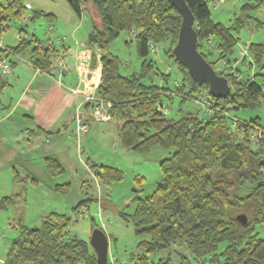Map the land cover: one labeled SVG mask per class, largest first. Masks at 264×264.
<instances>
[{"label": "trees", "instance_id": "16d2710c", "mask_svg": "<svg viewBox=\"0 0 264 264\" xmlns=\"http://www.w3.org/2000/svg\"><path fill=\"white\" fill-rule=\"evenodd\" d=\"M185 1L195 17L199 52L214 68L224 62L227 72L217 73L231 86L227 98L212 97L208 84L194 82L175 60L172 52L182 17L168 0H67L77 16L82 17L87 10L93 17L87 47L101 51L102 71L96 92L110 104L112 119L121 122L118 134L123 146L142 153L157 146L174 149L160 164L162 179L154 193L136 199L134 215L127 218L123 214L133 221L138 236L148 237L139 242L141 252L132 254L130 260L133 264H154L150 255L170 251L160 264L169 263L172 252L180 255L179 264H264V238L257 231L264 227V129L258 120L247 122L230 115L232 111L257 108L264 96V85L253 79L241 80L242 73L235 66L238 60L233 58L241 30L253 22L257 29L262 28L264 17L240 16L226 26L212 19V0ZM254 1L257 4H247L245 13L247 8L264 4V0ZM14 8V15L20 16L21 7L15 2L11 1L6 10L12 15ZM38 17L56 20L54 14L42 11L32 19ZM3 31L0 21V37ZM124 32L133 35L142 59L139 72L129 75L121 73L122 61L109 51L110 44ZM215 42L218 57L212 62L210 51ZM205 43L212 47L203 52ZM163 44L167 57L175 61L183 76L174 90L165 87L169 74H161L163 85L145 83L148 77L152 79V73L160 74L156 61L147 57ZM25 49V40H21L18 47L1 49L0 59L6 61L3 55H20ZM248 49L254 63L261 64L263 45L253 43ZM49 52L54 50L38 43L30 53L32 65L44 73H50L53 65ZM6 75L0 73V92L7 86L3 80ZM165 97L170 101L174 97L203 101L208 115L199 118L190 112L181 119L168 118L161 109ZM252 132H262L259 143L251 141ZM46 160L53 174L63 171L58 160ZM95 175L105 184L122 179L116 169L106 166L97 167ZM11 202L6 198L1 207ZM239 215L247 217L246 224L237 220ZM70 222L64 214L50 213L39 228L20 227L6 264H96L90 242L69 235Z\"/></svg>", "mask_w": 264, "mask_h": 264}, {"label": "rangeland", "instance_id": "374dc122", "mask_svg": "<svg viewBox=\"0 0 264 264\" xmlns=\"http://www.w3.org/2000/svg\"><path fill=\"white\" fill-rule=\"evenodd\" d=\"M21 7V15L15 16L6 10L10 2ZM247 4H257L254 0H212L209 4L211 17L215 22L229 26L234 18L250 15L262 20L264 4L249 9ZM30 6V9L26 8ZM51 13L56 20L49 22L46 18L32 16L39 12ZM0 21L4 31L0 37V50L8 46L18 47L21 40H25L27 49L20 55H3L20 67H30L25 61L31 59L32 49L38 43L43 48L53 45L61 51L62 45L76 48L78 44L87 46V38L93 28V17L87 10L82 17L77 16L70 8L67 0H0ZM76 21L77 24H73ZM53 25L56 31H49ZM77 30L74 31L75 26ZM239 42L235 48L233 58L238 61L235 66L242 73L241 80L248 78L264 85V53L261 64L256 65L249 53L250 44H262L264 48V26L256 28L255 23L245 26L238 35ZM61 42V43H60ZM133 42V43H131ZM201 51L211 48V43L203 44ZM64 46V45H63ZM166 45L151 52L148 60L156 61L155 68L159 75L151 74L145 81H153L163 85L161 74L170 75L165 81V87L172 90L183 77L175 61L167 57L164 52ZM96 49V48H95ZM212 53L210 60L216 61L218 53ZM109 51L117 55L122 61L121 73L129 75L139 72L142 59L138 57L133 35L129 32L121 33L109 46ZM52 62H56L55 52H49ZM21 56V57H18ZM82 58L83 54L81 55ZM62 58V57H60ZM81 60H85L82 59ZM59 59V58H58ZM84 76L79 81L86 83V93H80L83 98L96 95L95 82L86 80L90 73L84 65ZM219 72L226 71L224 62L215 65ZM227 72V71H226ZM26 71L19 69L3 76L8 83L0 92V260L6 262V256L13 239L17 238L20 227L39 228L44 217L50 213L64 214L71 219L69 235L90 242L92 231L96 228L103 230L109 240V256L115 264H133L132 254L141 252L138 249L140 241L147 236H138L133 221L125 219V214L134 215L137 206L134 198L152 195L157 183L162 179L160 164L168 158L174 149L164 150L154 147L148 153L132 151L123 146L119 134V120L108 122L97 121L91 117L92 109L88 104L80 110V115L89 124V131L85 135L77 136L75 130H64L62 135L57 132H45L30 125L29 118L21 110L8 118L9 104L16 98V93L22 87ZM92 75V74H91ZM21 77L20 84H15V78ZM85 77V78H84ZM94 77V75H93ZM92 77V78H93ZM89 79V78H88ZM82 82V81H81ZM82 82V83H83ZM100 83V82H99ZM95 87V89H94ZM264 89V88H263ZM264 91V90H263ZM204 99V98H202ZM196 101H186L174 97L172 101L166 97L161 108L166 117L181 119L187 114L194 113L199 118H206L208 109L206 104ZM13 105V103H12ZM233 118L247 122L258 120L264 129V96L260 105L255 109L236 110L230 114ZM2 121H4L2 123ZM76 124V120L73 121ZM77 129V128H76ZM58 159L63 167L59 174H53L46 166V159ZM96 165V167H93ZM106 166L116 169L122 179L105 184L95 175L96 168ZM11 199V203L1 207L4 199ZM84 202L83 205L76 207ZM259 235L264 238V227H258ZM170 251H163L149 256L154 264L165 262ZM172 260L165 264H179L180 255L172 252ZM197 264V263H196Z\"/></svg>", "mask_w": 264, "mask_h": 264}, {"label": "crops", "instance_id": "0c3cea01", "mask_svg": "<svg viewBox=\"0 0 264 264\" xmlns=\"http://www.w3.org/2000/svg\"><path fill=\"white\" fill-rule=\"evenodd\" d=\"M73 24H77L76 21ZM73 26H75L74 31L77 30L78 25ZM49 27V31H56L53 25ZM64 40L66 41V39ZM64 43H61L64 45H62L61 51L53 45L47 47L54 50L57 59L61 56L70 68V71L63 76H59L55 72V62L49 69L50 73H44L32 65L31 59L25 61L30 67L24 68L10 61L14 71L18 72L19 69L26 71L25 79L27 82L24 81L16 93V98L12 99L9 104L8 118L21 110L25 113V117L29 118L30 125L36 126L41 130V133H43L42 131L57 132L58 135H62L64 130H75L77 133V126L73 124V121L76 120L77 110L82 102V96L77 92L86 93L87 91L86 85L79 81L77 67L83 54L89 72L92 77L94 75L92 80H94L95 86H98L102 71L101 51L90 49L81 44L72 49L70 46H65ZM5 48L9 47L6 46ZM20 82L21 77L15 78L14 83L16 85Z\"/></svg>", "mask_w": 264, "mask_h": 264}, {"label": "water", "instance_id": "95a60500", "mask_svg": "<svg viewBox=\"0 0 264 264\" xmlns=\"http://www.w3.org/2000/svg\"><path fill=\"white\" fill-rule=\"evenodd\" d=\"M181 14L182 22L178 35V41L173 48L175 60L183 65L192 78L198 84L207 83L210 94L214 98H227L231 92V86L225 76L219 75L217 70L204 58L198 49V36L194 28L195 17L185 0H168ZM217 43L213 44L215 48ZM212 53V50L210 51ZM138 196L134 198L136 200ZM237 220L247 223L245 215H239ZM90 244L96 254V264H108L109 240L106 233L96 228L92 231Z\"/></svg>", "mask_w": 264, "mask_h": 264}, {"label": "built area", "instance_id": "2783aa9c", "mask_svg": "<svg viewBox=\"0 0 264 264\" xmlns=\"http://www.w3.org/2000/svg\"><path fill=\"white\" fill-rule=\"evenodd\" d=\"M218 1H220L221 3L224 2V0H218ZM26 8H30V6L26 5ZM152 50H154V49H152ZM60 57H58L59 59H57V61L55 62V68L54 69H55V72L59 76H63L64 74H66L70 71V68L67 66L65 61ZM84 65H86L84 60L83 61L81 60L80 63L78 64V72H79L80 79L82 76H84L83 73H85L84 72V70H85ZM10 71H11V67L8 64V62L0 59V73L6 75V74H9ZM91 79H93L92 75H91V73H88L86 80L91 82ZM81 81L83 82L84 80H81ZM84 84L86 85V83H84ZM94 86H95V84H94ZM77 93H79V92H77ZM84 104H88L87 108L92 109L91 117L94 118L95 120L101 121V122H108V121L112 120V117L109 113L110 104H108L103 99L96 96L95 94L89 95V96L86 95L81 102V105H84ZM202 104H204V103H202ZM80 107H83V106H80ZM80 107H78L77 114L75 117L76 122H77V133H78V135H81V134L86 135L89 131V124L82 119V117L80 115V110H81ZM261 138H262V132H252L250 134V139L254 144L259 143ZM108 260H109L110 264H115L113 258H111L109 256V254H108ZM0 264H6V262H2L0 260Z\"/></svg>", "mask_w": 264, "mask_h": 264}]
</instances>
